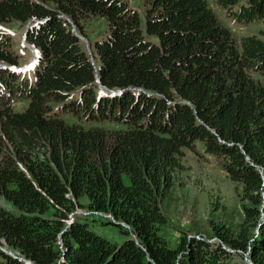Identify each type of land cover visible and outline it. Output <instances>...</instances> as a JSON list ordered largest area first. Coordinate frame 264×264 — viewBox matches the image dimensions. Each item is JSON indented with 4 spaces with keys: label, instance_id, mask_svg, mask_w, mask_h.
<instances>
[{
    "label": "trees",
    "instance_id": "16d2710c",
    "mask_svg": "<svg viewBox=\"0 0 264 264\" xmlns=\"http://www.w3.org/2000/svg\"><path fill=\"white\" fill-rule=\"evenodd\" d=\"M216 2L239 24L264 21V0ZM143 7L0 0V24L25 27L36 55L19 70L0 31V198L15 210L0 206V264H264V30L236 39L206 0ZM89 18L106 24L90 52L78 37ZM195 142L233 183L242 220L170 246L160 204Z\"/></svg>",
    "mask_w": 264,
    "mask_h": 264
},
{
    "label": "rangeland",
    "instance_id": "374dc122",
    "mask_svg": "<svg viewBox=\"0 0 264 264\" xmlns=\"http://www.w3.org/2000/svg\"><path fill=\"white\" fill-rule=\"evenodd\" d=\"M206 1L218 20L232 32L236 39L258 34L264 30V21L239 24L226 16L225 11L217 5V0ZM129 4L140 15L143 14V0H129ZM105 27V21L101 19L89 18L83 21V30L87 38L81 35L80 39L88 52H90L92 39L101 35ZM24 28L17 22L0 24V31L11 39L12 50L20 57L22 65L19 70L23 71L27 66L25 70L29 71L33 67L31 63L35 52L23 40ZM50 105L53 111H57V103ZM12 107L14 111L19 112L23 110L25 103L15 101ZM67 122L70 123L68 120ZM183 151L184 170L177 172L173 186L160 204L161 211L167 219L163 237L170 246H174L181 234L193 235L199 239L205 236L210 237L209 230L213 224H224L230 231L236 232L242 220L240 200L233 183L226 176L220 163L206 154L198 142L194 143V148H184ZM0 206L15 212L13 206L2 198H0ZM80 213L83 214V211L78 209V214ZM89 228L96 235L117 245L122 244L126 238L118 227L113 225L97 222L91 223ZM246 258L244 255V260L249 263Z\"/></svg>",
    "mask_w": 264,
    "mask_h": 264
},
{
    "label": "water",
    "instance_id": "95a60500",
    "mask_svg": "<svg viewBox=\"0 0 264 264\" xmlns=\"http://www.w3.org/2000/svg\"><path fill=\"white\" fill-rule=\"evenodd\" d=\"M79 38L81 37V36H78ZM247 259V258H246ZM249 261V260H248ZM249 263H250V261H249Z\"/></svg>",
    "mask_w": 264,
    "mask_h": 264
}]
</instances>
